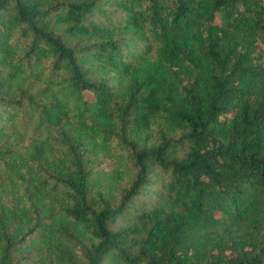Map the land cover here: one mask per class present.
Returning <instances> with one entry per match:
<instances>
[{
    "label": "trees",
    "instance_id": "1",
    "mask_svg": "<svg viewBox=\"0 0 264 264\" xmlns=\"http://www.w3.org/2000/svg\"><path fill=\"white\" fill-rule=\"evenodd\" d=\"M0 264H264V0H0Z\"/></svg>",
    "mask_w": 264,
    "mask_h": 264
}]
</instances>
